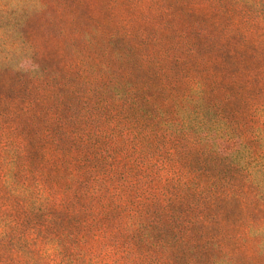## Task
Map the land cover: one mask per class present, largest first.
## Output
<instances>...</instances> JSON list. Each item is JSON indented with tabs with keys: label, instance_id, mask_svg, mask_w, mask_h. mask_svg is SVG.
<instances>
[{
	"label": "trees",
	"instance_id": "trees-1",
	"mask_svg": "<svg viewBox=\"0 0 264 264\" xmlns=\"http://www.w3.org/2000/svg\"><path fill=\"white\" fill-rule=\"evenodd\" d=\"M205 1L219 22L165 20L147 54L107 33L127 47L115 71L83 77L20 35L42 0H0V80L20 95H0V264H242L232 241L264 260L261 220L230 235L264 211V65L237 49L264 55V0Z\"/></svg>",
	"mask_w": 264,
	"mask_h": 264
},
{
	"label": "rangeland",
	"instance_id": "rangeland-1",
	"mask_svg": "<svg viewBox=\"0 0 264 264\" xmlns=\"http://www.w3.org/2000/svg\"><path fill=\"white\" fill-rule=\"evenodd\" d=\"M42 2L46 4V13L30 18V21L20 29V35L34 49L36 53L34 57L40 67H51L62 73L70 70L68 65L71 67L75 65L71 70H75L83 77L85 63L88 65L89 61L91 63L93 61L99 71L100 68L104 71V64L110 61L111 70L115 71L118 61L117 52L125 47L106 43L104 35L107 33L118 32L129 35L134 42L130 48L132 54L134 52L147 54L150 38L157 33L164 37L163 32L165 35L171 32V26L165 25V20L170 21L172 17L182 20L181 22L172 21L176 22L174 24L176 26L185 25L189 16L195 17L190 21H194L197 17H204L210 24L220 21L218 7L205 0H42ZM59 10L62 12L59 13ZM239 16L232 15V19L235 23L241 24L242 20ZM241 29L244 33L243 23ZM252 35L262 42L260 39L263 38V31L252 33ZM237 44L232 46V51L236 49ZM237 49L246 51L242 53L246 61L244 66L248 67L249 73L255 72L262 63L264 65L262 53L250 54L242 46H238ZM258 74L254 73L255 76ZM0 85L4 86L3 80H0ZM254 86L259 87L257 83H254ZM4 88L1 89L0 95L10 97L6 99L20 97L16 85L4 86ZM257 210L251 204L249 211L238 213L236 219L239 218L237 223L236 219L232 222L234 228H230L232 231L230 235L233 236L236 233L238 236L243 228L252 225L253 222L261 220L264 223V211ZM218 237L221 236L218 235ZM243 246L241 242L232 241L230 249H237L238 262L264 264V260L260 257L248 256L245 250L252 251V249ZM241 253L244 256L240 255Z\"/></svg>",
	"mask_w": 264,
	"mask_h": 264
}]
</instances>
